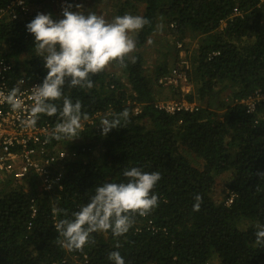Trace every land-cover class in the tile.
I'll list each match as a JSON object with an SVG mask.
<instances>
[{
  "label": "trees",
  "instance_id": "trees-1",
  "mask_svg": "<svg viewBox=\"0 0 264 264\" xmlns=\"http://www.w3.org/2000/svg\"><path fill=\"white\" fill-rule=\"evenodd\" d=\"M13 1L0 0V11ZM92 1L110 8L108 21L132 14L150 24L135 34L134 61L127 60L126 67L112 65L126 77V85L106 70L91 77V89L66 82L64 95L80 100L89 119L75 140L52 143L73 144L76 159L65 162L61 189L41 194L30 182L26 189L0 194V264H112L108 257L113 251L120 252L125 264H211L215 259L220 264H264V246L256 244L255 235L257 225H264V178L257 175L264 173V102L254 114L242 103L256 91L264 93V0ZM34 4L27 0L28 16L0 24V47L8 46L6 57L17 77L41 84L47 70L26 30L42 10ZM169 27L180 42L188 34L198 37L189 73L194 90L186 97L199 103L196 112L169 115L155 107L145 50L158 30ZM175 53L156 66L155 79L169 73L170 63L179 60L177 48ZM55 103L62 107V99ZM124 109L130 113L128 122L121 120L120 129L102 136L101 120ZM58 120V114L40 116L52 128ZM131 167L161 174L153 190L158 207L147 216L136 215L124 236L108 230L93 233L95 243L83 251L62 247L54 224L65 218L63 212L71 218L97 185L125 182L123 171ZM227 173L228 195L217 203L216 180ZM197 194L202 197L198 212L193 211ZM230 195L233 203L227 205Z\"/></svg>",
  "mask_w": 264,
  "mask_h": 264
},
{
  "label": "clouds",
  "instance_id": "clouds-1",
  "mask_svg": "<svg viewBox=\"0 0 264 264\" xmlns=\"http://www.w3.org/2000/svg\"><path fill=\"white\" fill-rule=\"evenodd\" d=\"M75 8L77 10L73 11V5L66 4L62 10L63 18L59 20H54L51 14L38 13L26 24V30L35 38L33 50L44 61L47 75L41 84L32 87L33 105L30 116L22 124L34 127L41 115L51 117L58 114L59 120L46 143L52 139L75 140L82 120L89 119L88 114L82 112L80 100L73 102L64 95L66 82L73 88L91 89L94 87L92 76L114 64L126 67L127 60L134 61L131 54L137 47L131 34L150 24L143 16L124 14L108 21L92 10L85 15L82 5H75ZM148 43L151 44L152 40L149 39ZM23 83V80L18 82L19 85ZM20 92L21 88L16 86L7 95L13 111L21 107L17 103ZM61 99L62 107H58L55 101ZM129 115L124 109L111 119H102L101 135L106 137L113 129H120L121 120L127 123ZM257 175L264 178V173ZM123 176L125 182L97 185L90 201L72 213L71 218L63 212L65 218L54 224L62 247L83 251L85 246L95 243L93 233L108 230L116 237L124 236L133 227L136 215L147 216L158 207L159 196L153 194L162 179L158 171L145 172L131 167L124 169ZM201 203L202 197L197 194L193 211H200ZM56 213L57 210L53 209L54 216ZM257 229L256 244L264 246V225H257ZM108 259L112 264H125L119 251L111 252Z\"/></svg>",
  "mask_w": 264,
  "mask_h": 264
},
{
  "label": "built area",
  "instance_id": "built-area-1",
  "mask_svg": "<svg viewBox=\"0 0 264 264\" xmlns=\"http://www.w3.org/2000/svg\"><path fill=\"white\" fill-rule=\"evenodd\" d=\"M60 1L57 5L61 17H63L62 10L66 4L73 5L72 10L76 9L77 0ZM29 13L27 0H14L10 7L0 11V24L20 20L21 16H28ZM184 44L177 42L179 60L168 74L161 76L157 81L158 87L179 93L178 98L156 100V109L169 115L196 112L200 108L197 101H189L186 98L192 94L193 84L189 77L192 62L188 58ZM6 54L7 52H0V194L13 187L26 189L30 182L35 183V188L39 193H50L62 188L64 165L68 157L59 145H53L52 140L45 142L54 128L49 124L41 123L40 117L34 127H26L22 124V121L30 116L33 105L32 87L39 83L29 80L26 75L17 77L14 63L6 57ZM218 55L219 53L213 54V56ZM20 80L24 81L22 85L18 84ZM16 86L21 88L17 98V103L21 107L13 111L7 95ZM262 102H264V93L261 91H256L242 101L249 114H254ZM85 122L82 121L80 130L84 129ZM233 199L234 195L227 200L226 204L231 205Z\"/></svg>",
  "mask_w": 264,
  "mask_h": 264
},
{
  "label": "rangeland",
  "instance_id": "rangeland-1",
  "mask_svg": "<svg viewBox=\"0 0 264 264\" xmlns=\"http://www.w3.org/2000/svg\"><path fill=\"white\" fill-rule=\"evenodd\" d=\"M38 1L41 0H34V7H40V13H44V14H48V13H53V19L54 20H59L62 19L63 17H61L59 15V10H58V5L57 3H60V0H49V4L50 7L48 8L47 5H49L47 3L48 0H46V2H43L42 4L38 3ZM44 1V0H43ZM113 4H115L116 0H112ZM33 2V1H32ZM101 4V5H100ZM79 5H82V10L84 11V14L86 15V13H88L89 10H93L95 9L96 13L98 15H103L105 18L109 19L111 11L110 8L105 9L104 6L101 2H95L93 3V1L91 0H79ZM34 8V9H35ZM142 10V9H141ZM38 11V10H37ZM34 13V12H33ZM36 14V13H35ZM110 21V20H109ZM226 24L222 25V29H224ZM170 27L167 28H163L160 31L158 30V33L155 34L151 46L150 47H146L145 50V64H144V68L146 71V74L151 77V79H153V83H155V94H156V98L157 99H161V101L164 100H168V99H174V98H178L179 97V93L177 92H173V90H166L164 88H160L157 85V81L158 78H154V71L157 65H159L160 63H162L165 59L171 57L173 54L175 55V48H176V44L179 40L176 39V37L171 36V34L169 33L170 31ZM135 34L136 33H132L131 35L134 37L135 39ZM243 42V41H242ZM184 46L186 51L188 52L189 55V59L194 58V55L196 54L197 48H198V37L197 36H193L192 34H188V36L185 37L184 39ZM245 43V42H244ZM8 47V46H7ZM7 47L3 46L0 47V52H7ZM190 53V54H189ZM166 55L167 57L165 58ZM175 63L172 61L170 63V69L173 67ZM114 67L110 66L109 68L106 69L107 73L109 74H113L117 77L121 78L122 83H124L126 85V77L122 75L121 71H118L116 69H113ZM192 90H194V87H192ZM193 93V91H192ZM227 95V94H226ZM227 101V99H226ZM73 144L71 145H63L61 147L62 151L65 152L67 154V159H76V154L75 152L71 151ZM230 180V175L229 173L217 178V184L214 190V199L217 203H220V201H222L227 195H228V189L226 188V185H228V182ZM244 225V226H243ZM242 225V229L245 228V226H249V223H243ZM74 264H79L78 262H74ZM211 264H220V262L215 259L213 260V263Z\"/></svg>",
  "mask_w": 264,
  "mask_h": 264
},
{
  "label": "crops",
  "instance_id": "crops-1",
  "mask_svg": "<svg viewBox=\"0 0 264 264\" xmlns=\"http://www.w3.org/2000/svg\"><path fill=\"white\" fill-rule=\"evenodd\" d=\"M92 1V0H91ZM93 3H95V2H93Z\"/></svg>",
  "mask_w": 264,
  "mask_h": 264
}]
</instances>
